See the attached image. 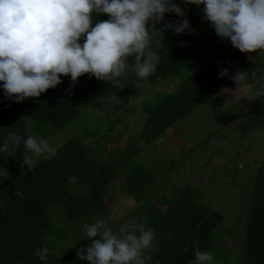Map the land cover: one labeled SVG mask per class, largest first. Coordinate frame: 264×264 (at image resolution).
Returning a JSON list of instances; mask_svg holds the SVG:
<instances>
[{"label": "trees", "instance_id": "16d2710c", "mask_svg": "<svg viewBox=\"0 0 264 264\" xmlns=\"http://www.w3.org/2000/svg\"><path fill=\"white\" fill-rule=\"evenodd\" d=\"M182 8L190 24H194L192 31L179 35L168 31L173 44L159 54L156 71L148 78L152 84L157 80L176 84L169 93L159 90L154 99L144 100L145 122L137 143L127 142L129 152L120 148L119 160L101 158L91 152L84 145L83 136L77 134L56 147L57 153L51 160L39 158L35 174L27 166L21 167L23 144L15 157L0 154V167L9 173L6 178L0 176V264H42L35 252L45 245L51 250L47 264H90L77 256L79 248L91 244L83 235L85 229L82 236L76 237L68 233V228L73 221H81L85 227L110 213L106 194L121 174L128 187L127 194L137 200L142 198L155 173L144 161L139 164L131 161L135 152L171 131L177 121L214 96L228 90L232 80L219 77L217 72L221 68L229 67L232 73L237 68L244 69L250 76L255 73L249 81L254 82V96L264 92V83L255 80L259 74L254 66H247L243 52L236 50L227 58L220 53L231 44L230 40L219 39L215 32L200 35L196 23L203 20L202 6L186 5L182 0ZM167 16V22L180 19L174 13ZM107 19L108 14H94L93 26ZM216 52L224 58L222 61L215 59ZM128 60L134 62L133 57ZM62 80L63 83L40 97L27 98L20 103L7 99L0 88V142L9 131L26 138L48 134L53 128L65 129L82 115L84 106H88L97 93L116 89L110 82L90 74L82 75L74 87L70 77L62 76ZM138 88L141 86L135 87L127 98L138 94L141 90ZM257 102L244 119H241L238 104L224 107L213 116L220 127L235 125L233 130L246 132L264 121V97H257ZM253 185L248 196L244 244L232 250L236 253L232 254V259H225L224 251L229 255L231 251L222 246L220 255L214 249L219 237L216 228L224 221V215L200 201L201 192L196 187L181 181L174 183L173 192L164 191L160 195L167 205L166 210L150 205L145 216L157 235L151 264H190L195 259L196 245L201 251H212L215 260L221 258L223 264H264V160L257 166ZM16 192L22 193L23 198L17 197ZM54 217L58 219L56 223ZM140 219L135 221L137 225Z\"/></svg>", "mask_w": 264, "mask_h": 264}, {"label": "clouds", "instance_id": "9594fccd", "mask_svg": "<svg viewBox=\"0 0 264 264\" xmlns=\"http://www.w3.org/2000/svg\"><path fill=\"white\" fill-rule=\"evenodd\" d=\"M184 4L202 6L204 21L240 52L264 51V0H184ZM172 13L180 19L167 22L166 14ZM94 14H108L109 19L93 26ZM158 24L163 27L158 29ZM168 31L177 35L192 31L176 0H0V88L7 99L20 103L56 88L63 83L62 76L70 77L72 87L84 74L117 89L129 82L139 87V81L156 71L151 49L162 47ZM218 75L232 79L239 90L255 73L221 68ZM255 96L264 97V92ZM21 144V167L33 174L39 158L51 160L57 153L42 137L25 138L9 131L0 142V154L15 157ZM8 175L0 167V176ZM16 196L23 198L20 192ZM83 235L91 244L79 248L77 256L90 264H151L156 247L154 231L132 222L114 232L106 220H97L85 225ZM194 248L193 264H215L212 251ZM35 255L47 264L51 250L45 245Z\"/></svg>", "mask_w": 264, "mask_h": 264}, {"label": "rangeland", "instance_id": "374dc122", "mask_svg": "<svg viewBox=\"0 0 264 264\" xmlns=\"http://www.w3.org/2000/svg\"><path fill=\"white\" fill-rule=\"evenodd\" d=\"M176 2L182 7V0ZM167 18L166 14V21ZM196 26L203 36L215 32L210 23L204 19L196 23ZM162 27L163 24L157 25L158 29ZM167 33L163 37L162 47L158 49L153 46L151 49L156 59L161 52L169 49L173 44ZM236 50L238 49L229 44L223 47L220 53L227 58ZM253 54H256L254 58L251 57ZM244 55L247 66L251 68L254 66L259 74L255 76V80L260 79L264 83V51L258 50L256 53H244ZM214 57L217 61L224 59L218 52ZM148 78L138 82L139 87L141 86L138 90H141L129 99L127 94L135 88L130 82L121 89L97 93L92 102L84 106V115L82 112L72 125L65 129L53 128L48 134L37 137H42L54 147H58L71 137L80 134L83 136L84 145L91 152L99 154L104 159L119 160L117 154L119 149H126L128 141H131V144L137 143L142 132L146 118L144 100L154 99L155 93L159 90L169 93L173 84H176L161 80L152 84ZM248 83L238 90V86L232 80L230 88L224 93L214 96L177 121L171 131L163 133L135 152L131 161L134 164L144 161L155 173L154 180L147 184L142 198L137 200L127 194L128 187L125 185L124 175H119L106 194L110 213L100 220H106L112 230L117 232L121 225L130 222L136 224L135 221L141 218L139 225L148 229L150 225L145 217L148 207L154 205L161 211L166 210L167 205L160 199V195L164 191L173 192L174 183L180 181L182 184L189 183L201 192L199 194L197 191L200 201L224 215V221L216 228L219 237L214 249L221 255V247L224 246L231 251V254L224 251L223 256L225 259H232L236 254L232 250L244 244L248 196L254 186L257 166L264 160V121L262 125L243 132L233 130L235 125L220 127L213 114L224 107L238 104L242 112L241 119H244L250 110L258 105L252 88L254 82L251 80ZM127 151H130L129 147ZM76 188V190L80 189L78 185ZM57 221L58 219L54 217V222ZM84 229L81 221H73L68 233L80 237ZM190 264H193V261ZM215 264H223V259L217 258Z\"/></svg>", "mask_w": 264, "mask_h": 264}]
</instances>
